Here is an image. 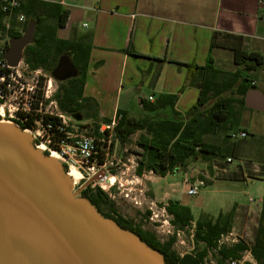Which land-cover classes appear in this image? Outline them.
Instances as JSON below:
<instances>
[{
    "label": "trees",
    "instance_id": "16d2710c",
    "mask_svg": "<svg viewBox=\"0 0 264 264\" xmlns=\"http://www.w3.org/2000/svg\"><path fill=\"white\" fill-rule=\"evenodd\" d=\"M19 12L25 16V21L22 23V32L12 33V38L21 36L29 23H34L33 41L23 49V61L32 70L42 68L51 72L61 55L69 56L78 73L75 77L60 82L55 92L58 107L74 118L84 119L89 113L96 119V109H86L82 100L91 36L83 34L75 40L59 38L57 30L65 26L68 11L58 4L24 0ZM210 47L211 50L217 47L230 49L233 52V63L238 67L233 71L219 69L210 55L203 66L174 62L188 69L187 78L191 83L198 82V98L186 112L181 113L175 109L178 93L162 94L153 102L142 100V113L139 116L117 110L111 130L99 132L100 123L96 122L94 132L99 138L111 133L121 146H124L133 134L140 132L136 141V146L141 149L135 168L137 176L151 172L164 177L174 173L178 166L184 168L190 158L209 161L224 157L223 148L205 141L204 137L211 133L228 132L232 128L238 109H246V91L255 87L249 82V74L263 64L264 57L258 52L246 51L241 37L227 34L220 36L214 33ZM127 52L129 55L141 57L131 47ZM102 123L109 125L111 120L104 118ZM20 126L22 129L26 127ZM226 136L230 138L229 134ZM45 153L48 154L47 151ZM230 154L234 155L232 152ZM259 175L264 178V165ZM83 197L90 200L104 217L113 219L121 228L132 231L149 247L159 251L169 264H202L204 257L211 250H215L219 255V264H223V260L228 257L238 258L245 251H249L257 264H264V191L257 226L250 244L243 240L230 245L219 242L221 236L231 231V211L226 214L220 212L215 219L208 217L194 220L188 206L178 201H169L165 209L172 216L173 225L182 229L194 222V241L196 244H203L201 251L183 255L172 249L174 236L160 241L153 233L142 229L129 219L102 213L100 205L109 204V201L107 194L100 188L91 190L88 187Z\"/></svg>",
    "mask_w": 264,
    "mask_h": 264
},
{
    "label": "crops",
    "instance_id": "0c3cea01",
    "mask_svg": "<svg viewBox=\"0 0 264 264\" xmlns=\"http://www.w3.org/2000/svg\"><path fill=\"white\" fill-rule=\"evenodd\" d=\"M41 1L58 4L68 11L65 26L57 30L59 38L91 36L82 100L86 109H96L97 116L94 119L88 113L83 119L88 122L102 124L104 118L112 121L117 110L139 116L142 100L153 102L162 94L178 93L175 109L186 112L198 98V82L191 83L188 69L174 62L203 66L210 55L216 66L221 55L229 54L233 63L230 49L211 50L214 33L241 37L246 51L264 57V0ZM129 47L141 57L129 55ZM254 74L257 77L252 84L264 94V62ZM149 96L152 100H148ZM243 110L239 119L241 129L247 134L251 129L253 135L264 136L254 124L255 120L264 123V113ZM263 165L264 159L252 171L261 174ZM242 170L245 182L264 181L261 175H247L243 166ZM167 176L151 177L164 180ZM261 198L256 200L260 207Z\"/></svg>",
    "mask_w": 264,
    "mask_h": 264
},
{
    "label": "water",
    "instance_id": "95a60500",
    "mask_svg": "<svg viewBox=\"0 0 264 264\" xmlns=\"http://www.w3.org/2000/svg\"><path fill=\"white\" fill-rule=\"evenodd\" d=\"M34 23L9 40L4 57L11 65L33 41ZM78 71L63 54L51 71L57 81ZM244 106L264 113V94L250 88ZM76 119H80L79 117ZM77 190L63 164L35 147L20 126L0 122V264H169L138 235L104 217Z\"/></svg>",
    "mask_w": 264,
    "mask_h": 264
},
{
    "label": "rangeland",
    "instance_id": "374dc122",
    "mask_svg": "<svg viewBox=\"0 0 264 264\" xmlns=\"http://www.w3.org/2000/svg\"><path fill=\"white\" fill-rule=\"evenodd\" d=\"M216 67L224 71H233L238 66L232 63L230 55L226 54L221 55L217 59ZM42 70L47 75L51 74L45 69ZM254 72L249 74L250 84L257 77H255V74L253 76ZM60 82L54 79L53 85L56 88V92ZM134 111L139 112L138 110ZM243 112V109H238L236 120L228 132L211 133L204 137L205 141L221 146L225 153L224 157L209 161H203L200 158H190L184 168L178 166L174 173L167 174L168 176L164 180L160 179L162 183L157 178L152 179L153 173L151 172H144L141 176L135 174L137 160L139 159L138 153L141 152V149L136 146L140 132L133 134L124 146H121L111 133L101 137L105 140L103 146H108L105 169L109 177L114 176L115 178L111 186L108 180L102 182L103 189L97 183H92L89 186L91 190L100 188L108 196L109 204L102 203L100 205L102 213L129 219L142 229L153 233L160 241H166L174 236L175 240L172 244V249L183 255L201 251L203 244H196L194 241V222L180 229L173 225L171 221L174 232L178 230L179 236L175 234L166 236L159 232L156 226L161 223V220L167 218L166 214L169 215L165 209L169 201H178L188 205L192 210L194 220L208 217L215 219L221 211H223L222 214L231 211L233 213L231 231L223 235L220 240L228 245L234 244L239 240L250 244L254 237L260 209L259 202H256V200L263 194L264 181L252 179L245 182L242 180L244 178L242 166L245 167L247 175L260 174L252 171V169H254L258 161L264 159V136L253 135L251 129L248 130L249 132L244 138L233 140L226 136L232 131L236 132L241 129L243 124L239 122V119ZM71 117V122L78 126L79 132L93 134L98 138L94 132L96 122H88ZM254 124L259 131L264 132L263 122L255 120ZM98 125L99 129L106 130L105 123ZM231 152L234 155H231ZM227 158H230V160L228 161ZM63 166L68 172L66 166L64 164ZM185 178L190 181L196 178L204 181L205 185L200 189L198 195L188 196L185 193L187 188L184 183ZM86 180L80 177L73 184V189L77 190ZM250 198L254 199V202L251 203ZM249 203L251 204L247 206ZM163 208L165 209L164 211L162 210ZM152 212L157 215L153 217L156 219L155 221H151L149 218L152 216ZM170 220H172V216ZM240 257L253 258L248 256L246 252H242ZM218 259L219 255L217 252L211 250L204 257L202 264H219ZM253 261L257 264L255 260ZM223 264H227L226 259L223 260Z\"/></svg>",
    "mask_w": 264,
    "mask_h": 264
},
{
    "label": "built area",
    "instance_id": "2783aa9c",
    "mask_svg": "<svg viewBox=\"0 0 264 264\" xmlns=\"http://www.w3.org/2000/svg\"><path fill=\"white\" fill-rule=\"evenodd\" d=\"M23 1L0 0V122L26 126L23 130L32 135L35 147L43 146L42 151L54 153L68 171L77 170L82 179H89L104 170V176L95 182L103 189L101 183L107 180L109 182L110 179L105 169L108 156V146H103L105 140L96 138L93 134L79 132L78 126L71 122L72 117L59 109L54 97L56 88L51 74L47 75L41 68L30 69L23 58L16 65H11L4 57L11 34L22 32L25 16L19 9ZM148 100H152V97L149 96ZM114 123L112 120L109 125H105L106 129H111ZM103 130L100 128L99 132L102 133ZM228 134L233 140L247 135L242 129ZM184 183L187 185L188 196L198 195L205 185L198 178L193 181L186 178ZM156 216L152 212L149 218L155 221L153 217ZM166 216L156 226L157 229L166 236H179V231L173 230L171 215ZM219 242L222 243L221 240ZM245 252L251 256L249 251ZM253 260L245 257L226 259L227 264H255Z\"/></svg>",
    "mask_w": 264,
    "mask_h": 264
},
{
    "label": "bare ground",
    "instance_id": "6f19581e",
    "mask_svg": "<svg viewBox=\"0 0 264 264\" xmlns=\"http://www.w3.org/2000/svg\"><path fill=\"white\" fill-rule=\"evenodd\" d=\"M39 148L43 149L44 147L43 146H39ZM51 155L53 157L57 158V156L54 153H51ZM68 175L72 178L73 184H75V182H77V180H79L80 177H81L79 172H77V170H75V169H72V170L68 171ZM114 180H115L114 176H111L110 179H109V183L113 184Z\"/></svg>",
    "mask_w": 264,
    "mask_h": 264
},
{
    "label": "flooded vegetation",
    "instance_id": "af4514ba",
    "mask_svg": "<svg viewBox=\"0 0 264 264\" xmlns=\"http://www.w3.org/2000/svg\"><path fill=\"white\" fill-rule=\"evenodd\" d=\"M92 183H93V182H92ZM92 183H90V184H92ZM90 184L87 185L85 188H83V189L79 192V195H80V196H83V194H85V191H86V189L90 186Z\"/></svg>",
    "mask_w": 264,
    "mask_h": 264
}]
</instances>
